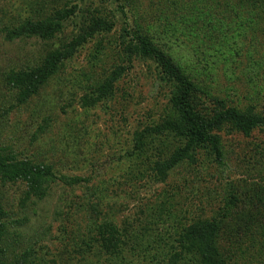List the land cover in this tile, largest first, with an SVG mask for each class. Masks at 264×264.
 I'll return each instance as SVG.
<instances>
[{
    "label": "rangeland",
    "instance_id": "rangeland-1",
    "mask_svg": "<svg viewBox=\"0 0 264 264\" xmlns=\"http://www.w3.org/2000/svg\"><path fill=\"white\" fill-rule=\"evenodd\" d=\"M31 1L0 0V147L51 166L60 177L52 183L48 196L31 204L30 223L11 233L12 237L22 233L23 251L34 254V264H107L97 253L78 251L88 225L100 223H113L120 230L123 252L131 262L157 264L151 257L163 252L162 247L147 252L142 250L145 245L158 247L154 243L158 240L170 243L174 229L181 225L214 218L232 189L244 187L243 191L256 194V185L264 178L260 174L264 167V128L249 137L225 130L220 133L224 153L221 164L201 151L194 163L185 162L170 171L165 181L158 180L154 163L158 150H165L167 143L156 139L151 131L164 123L172 89L162 81L153 63L134 58L130 68L123 53L124 29L134 27L138 19L142 21L140 15L148 13L153 0H134L138 3L128 18L117 11L115 0H73L83 11L90 5L102 7L105 16L115 22L114 30L80 50L40 96L21 103L4 77L33 65L43 47L35 39L10 42L4 28L24 15ZM183 1L191 7L190 0ZM189 12L182 16L189 17ZM244 18L254 24L239 29L230 46L220 40L212 42L201 24L197 35H185L179 22H173L176 26L165 43L180 65L205 88L217 91L233 107L255 106L262 112L264 19L252 15ZM75 23L80 25L79 16L67 25L66 36L71 35ZM213 34L211 30L209 35ZM235 50L240 53L237 57ZM113 65L128 68L116 85L115 96L96 107L84 108L81 100L92 83L103 80ZM86 75L92 82L86 81ZM145 130L150 138L145 150L139 152L134 140ZM171 153L172 148L166 151ZM251 160L256 174L254 169L250 171ZM74 179L77 184H72ZM23 191L21 184L10 188L0 181V202L15 208L12 202L18 199L15 204H19ZM135 243L138 249L133 248Z\"/></svg>",
    "mask_w": 264,
    "mask_h": 264
},
{
    "label": "trees",
    "instance_id": "trees-1",
    "mask_svg": "<svg viewBox=\"0 0 264 264\" xmlns=\"http://www.w3.org/2000/svg\"><path fill=\"white\" fill-rule=\"evenodd\" d=\"M190 1L191 7L183 0H153L148 13L140 15L142 21L138 19L139 23L134 27L124 29L123 53L129 66L134 58L153 63L162 81L172 89L164 123L151 131V135L158 136L156 139L167 143L165 150H158L154 163V172L160 181H165L168 173L181 164L194 163L196 154L201 151H206L221 164L224 157L221 132L226 130L249 137L254 131L264 128V111H258L255 106L233 107L217 95V91L205 88L202 81L180 65L165 43L176 26L173 22H179L185 29V35H197L201 24L203 30H208L212 42L220 40L224 46H230L239 29H243L245 24H254L253 20L244 18L246 15L264 19V0ZM113 3L117 11L128 18L138 1L115 0ZM188 11L189 17H183ZM135 13H138L136 9ZM78 16L80 25L75 23L71 35L66 36L67 25L75 22ZM114 28L115 22L105 16L102 7L90 5L83 11L73 0H33L25 14L15 18L4 31L10 42L35 39L43 49L33 65L11 71L4 77V82L25 104L40 96L66 63L72 61L87 44L96 37L110 34ZM211 30L213 36L209 35ZM233 52L235 57L240 55L236 50ZM127 70L125 66L113 65L103 80L94 81L81 100L84 108H93L112 99L117 83ZM86 81L92 82L87 75ZM147 134L148 130H145L135 137V149L139 152L148 145L150 137ZM170 148L172 153L167 155ZM262 162L264 164V159ZM249 165L250 171L254 169L256 174L252 160ZM260 174H264V167ZM59 178L51 166L20 158L11 150L0 147L1 183L10 188L17 184L24 186L19 204H15L18 199L12 202L15 208L9 209L0 202V264H34V254L23 251L22 233L15 237L11 233L30 223L28 212L31 204L48 196L52 183ZM72 184H77V179ZM256 186L254 196L243 191L244 187L242 190H230L217 216L181 225L174 229L172 242L158 240L154 242L158 247L145 245L142 250L148 252L150 248L159 250L162 247L163 252H156L151 257L157 264H264V178ZM93 226L95 228L92 229ZM87 231V235L79 240L83 247L78 246V251L97 253L99 258H106L107 264H134L125 256L122 235L113 223L88 225ZM10 236L14 239L9 240ZM133 248L138 249V245L133 244Z\"/></svg>",
    "mask_w": 264,
    "mask_h": 264
}]
</instances>
